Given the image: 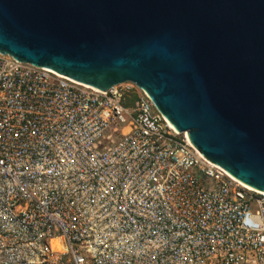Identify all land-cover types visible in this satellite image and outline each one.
I'll return each instance as SVG.
<instances>
[{
  "label": "built area",
  "instance_id": "2783aa9c",
  "mask_svg": "<svg viewBox=\"0 0 264 264\" xmlns=\"http://www.w3.org/2000/svg\"><path fill=\"white\" fill-rule=\"evenodd\" d=\"M0 264H264V195L134 83L0 54Z\"/></svg>",
  "mask_w": 264,
  "mask_h": 264
},
{
  "label": "water",
  "instance_id": "95a60500",
  "mask_svg": "<svg viewBox=\"0 0 264 264\" xmlns=\"http://www.w3.org/2000/svg\"><path fill=\"white\" fill-rule=\"evenodd\" d=\"M0 54L103 93L134 83L264 194V0H0Z\"/></svg>",
  "mask_w": 264,
  "mask_h": 264
},
{
  "label": "bare ground",
  "instance_id": "6f19581e",
  "mask_svg": "<svg viewBox=\"0 0 264 264\" xmlns=\"http://www.w3.org/2000/svg\"><path fill=\"white\" fill-rule=\"evenodd\" d=\"M186 133V132H185ZM242 184V183H241ZM245 188H247V189H249V190H252V189H250L249 187H247V186H245L244 184H242ZM254 191V190H253ZM255 192H257V191H255ZM259 193V192H258ZM259 194H262V193H259ZM262 195H264V194H262Z\"/></svg>",
  "mask_w": 264,
  "mask_h": 264
}]
</instances>
